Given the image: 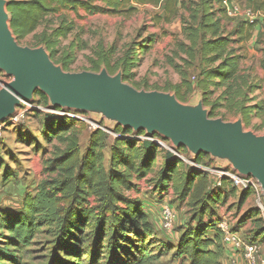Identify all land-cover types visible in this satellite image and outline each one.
Wrapping results in <instances>:
<instances>
[{"label":"trees","instance_id":"trees-1","mask_svg":"<svg viewBox=\"0 0 264 264\" xmlns=\"http://www.w3.org/2000/svg\"><path fill=\"white\" fill-rule=\"evenodd\" d=\"M9 2L11 27L20 42L34 34L47 17L62 10L82 9L91 15H125L137 12L136 6H158L163 0ZM246 2L251 10L264 15V0ZM179 4L180 0H167L166 22L176 15ZM214 4L223 8L222 0H200L193 5L190 9L191 20L183 27V34L189 42L185 47L189 62L200 61L197 88L204 93L205 107L214 108L211 118L216 117V109L225 106L241 115L246 127L251 126L254 116L261 118V124L256 125L255 129L264 130V102L250 105L256 99L249 96L262 89L264 77L252 84L239 76L240 55L235 47L242 41H248L254 28L260 23L264 24V19L254 23L243 20L238 31L241 37L234 40L232 34L223 32L222 19L217 17L221 10H216ZM223 10L226 14V10ZM72 31V24L62 23L50 34L44 30L37 39L55 61L60 39L66 38ZM150 47V41L142 46L144 49ZM111 54L105 51L97 53L98 60L91 59L93 72L98 73L106 67L112 73L109 63ZM135 60L137 55L133 48L116 65V68L124 69L125 83L133 77L131 71L137 66ZM73 62L70 53L55 61L66 72H71ZM179 73L182 82L173 86V91L184 103L185 96L192 94L195 86L182 71ZM222 89L221 96L214 103L209 101V95ZM36 96L40 104L48 108V98L41 92ZM222 102L226 105H222ZM82 128V123L74 117L51 115L46 118L43 124L44 138L47 142L56 141L59 144L53 158L46 163L45 170L51 177L43 181L34 194L25 196L20 212L0 214V234L4 239L0 242V264H160L170 247L161 246L156 241L155 226L143 208V202L133 197L132 193L138 194V183L155 173L162 152H166V156L154 179L156 191L163 194L172 188L180 201L191 199L195 205L191 224L184 227L174 247L176 257L187 259L189 264H223L226 246L215 220L216 209L224 205L228 196L223 190L224 184L230 180L223 179L222 186L215 188L206 174L194 166H186L175 153L162 147L158 141L166 146L169 144L160 136L146 139L145 132L134 134L132 130L122 127L115 129L119 135L109 155L106 154L108 134L99 128L92 132L90 144L82 154ZM177 152L180 155L188 154L186 148ZM205 157L201 154L197 163ZM251 195V190L243 191L240 198L242 206ZM260 215L259 209H250L242 223L248 218L261 221ZM44 230L52 235L53 240L51 247L37 259L35 241ZM255 234L256 238H264V228L258 229Z\"/></svg>","mask_w":264,"mask_h":264},{"label":"rangeland","instance_id":"rangeland-1","mask_svg":"<svg viewBox=\"0 0 264 264\" xmlns=\"http://www.w3.org/2000/svg\"><path fill=\"white\" fill-rule=\"evenodd\" d=\"M199 1L180 0L181 4L176 8V15L170 17L168 22L165 21L167 0H163L158 6L152 4L136 6L137 12L133 14L125 13V15H91L82 9L78 11L62 10L56 15L47 17L35 33L20 41V44L31 48L41 47L42 45H40L37 36L44 30H47L50 34L53 29H56L62 23L72 24V33L66 38L60 39L54 58L57 62L65 53H70L74 58V62L70 66L71 72H93L94 65L91 59L97 61V53L105 51L106 53H113L109 56L112 72L110 74L123 73L124 69L122 67L116 68V65L130 49L135 48L137 55L135 63L137 66L132 69L133 77L127 84L136 86L138 90L160 91L175 95L173 86L182 82L179 73L182 71L188 81L195 86L194 92L185 96L184 103L195 105L204 98V93L197 88L200 61L197 59L192 63L189 62L190 60L185 52V47L189 45V42L183 34V27L185 23H189L191 20V7H194L193 5ZM233 3L240 12L250 9L246 0H234ZM214 7L216 10H221L217 17L222 19L223 32L232 34L234 40L240 39L241 35L238 31L246 18L244 16L231 18L225 14L222 6L214 4ZM259 25L261 26V35H259L261 38L254 42L252 51L248 50L251 34L248 41H242L235 46L240 55L239 76L248 79L252 84L257 83L264 77V24L260 23ZM149 41L151 47L142 48L143 45H148ZM10 81L11 78L0 72V89L3 84ZM222 92L223 89L209 95V101L214 103ZM184 93L185 91H183ZM249 96L256 99L250 105H255L260 101L264 102V86ZM35 100L33 106L25 105L20 108L18 110L19 117L11 119L10 124L0 126V214L3 212H20L25 196L34 194L38 186L51 177L45 170L46 163L53 158L55 149L59 144L56 141L47 142L45 140L43 124L48 116L59 115L55 111L42 106L36 95ZM222 105H226V103L222 102ZM205 108L210 111V114L214 109L212 106ZM78 116H80L78 120L83 125L80 133V147L81 153L84 154L94 131V124L92 123L94 120L100 121L101 118L90 114H78ZM215 116V119L221 118L227 122H236L242 118L241 115L230 111L225 106L216 109ZM260 124L261 118L254 116L251 126H245V129L258 135H264V130L255 129V126ZM102 126L108 127L110 130V132L106 131L108 134L106 154H108L119 134L115 132L116 126L113 123L104 120ZM167 142L170 147V142ZM166 150L171 151L168 148ZM177 151L176 153H178ZM165 156L166 152L159 155L155 173L140 181L138 183V194L132 193V196L143 202L145 211L151 209L149 216L156 229V241L161 246L167 245L170 247V250L161 258L160 264H187V260L184 258L176 257L174 247L184 227L191 224L195 205L191 199L180 201L172 188L163 194L156 191L154 179L165 161ZM180 156L185 159L180 158L186 166H194L191 163L201 166L202 168L197 169L206 174L209 180L211 179L213 182L218 178L217 170L231 168L226 162L214 160L210 156L205 157L200 163H197L198 157H194L189 152ZM106 166H108L107 161ZM223 190L228 196L224 205L216 209L215 222L218 227L220 224L225 223L228 225L229 230L238 233L245 243H255L262 246V256L264 257V238L255 237L258 229L264 228L262 211L259 216V219H262L261 221H256V218H248L247 221L242 223L244 216L250 209L261 210V205L264 206L262 190L260 188L251 190L252 195L243 206L240 202L243 190L236 183L233 181L226 182ZM167 205L173 208L176 214L174 229L170 233L162 228V212ZM52 240V235L47 230H44L36 238L34 248L37 249V259L40 258L41 254H45V250L51 247ZM3 241L2 234H0V242ZM243 264H246L244 258Z\"/></svg>","mask_w":264,"mask_h":264},{"label":"water","instance_id":"water-1","mask_svg":"<svg viewBox=\"0 0 264 264\" xmlns=\"http://www.w3.org/2000/svg\"><path fill=\"white\" fill-rule=\"evenodd\" d=\"M8 0H0V72L11 81L0 89V124L17 115L19 108L33 105L43 93L49 110L97 115L104 120L169 141L171 150L186 148L226 162L239 176L254 178L264 197V135L245 129L243 119L227 122L211 118L203 100L185 104L176 95L138 90L124 82L123 73L111 75L106 67L96 72H66L53 61L44 46L31 48L17 40L11 27Z\"/></svg>","mask_w":264,"mask_h":264},{"label":"built area","instance_id":"built-area-1","mask_svg":"<svg viewBox=\"0 0 264 264\" xmlns=\"http://www.w3.org/2000/svg\"><path fill=\"white\" fill-rule=\"evenodd\" d=\"M233 1L234 0H222V5H223V8L226 10L227 16L231 18L244 16L246 18L245 20L250 23H254L256 21L264 19V15L261 12H255L251 9H247L244 12H240L234 5ZM33 105H28V106H33ZM55 113L59 116L74 117L77 119L80 118V116H78L79 113H75V112L55 111ZM18 117H19V113L17 111L16 116L8 119L3 124H8L11 121V119H16ZM3 124H0V126ZM92 124H94L93 125L94 130L99 128L94 122ZM99 129H102V128H99ZM158 143L162 147L168 148L171 150V148L169 146H166L163 142L158 141ZM174 153L179 158H182L183 160H185L182 156H180L176 152ZM191 164L194 165V167L196 168L201 167L199 165H196L195 163H191ZM217 173H218V178L216 179L215 182H213V187L215 188H220L222 186V180L227 179V180H230L236 183V185L239 186L243 191L244 190H254V189H259V188L261 189L257 180H255L254 178H245V177L239 176L238 173L235 172L232 168H226L225 170L224 169L217 170ZM261 207L262 208L260 212L262 211L263 216H264V206L261 205ZM162 221H163L162 228L169 233L172 232L174 229L175 221H176V214L173 208H171L168 205L163 208ZM219 228L223 235V240L225 244L233 245L236 251L242 254V257L245 259L246 264H264V257L262 256L261 246H259L258 244H254V243H245L237 233L230 231L228 225L225 223L220 224Z\"/></svg>","mask_w":264,"mask_h":264},{"label":"crops","instance_id":"crops-1","mask_svg":"<svg viewBox=\"0 0 264 264\" xmlns=\"http://www.w3.org/2000/svg\"><path fill=\"white\" fill-rule=\"evenodd\" d=\"M8 1H11V0H8ZM260 28H261V26L257 25L254 28V30L251 32L252 37L249 41L250 46H248L249 51L253 50L252 45L254 44V42H257V40L259 38H261V37H259V35H261V29ZM143 208H144V205H143ZM150 211H151V209H149V211L147 210L146 212L150 215ZM225 246H226V251H225L226 256L222 260L223 264H243L242 254L238 253L233 245L228 244ZM261 248H262V246H261ZM185 260H187V259H185ZM187 264H189L188 260H187Z\"/></svg>","mask_w":264,"mask_h":264},{"label":"bare ground","instance_id":"bare-ground-1","mask_svg":"<svg viewBox=\"0 0 264 264\" xmlns=\"http://www.w3.org/2000/svg\"><path fill=\"white\" fill-rule=\"evenodd\" d=\"M170 148H172V147L170 146Z\"/></svg>","mask_w":264,"mask_h":264}]
</instances>
